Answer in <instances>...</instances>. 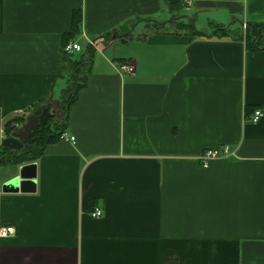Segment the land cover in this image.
I'll return each mask as SVG.
<instances>
[{"label":"crops","instance_id":"crops-1","mask_svg":"<svg viewBox=\"0 0 264 264\" xmlns=\"http://www.w3.org/2000/svg\"><path fill=\"white\" fill-rule=\"evenodd\" d=\"M167 4L0 0V147L45 104L75 137L31 161L34 192L2 191L31 162L0 164V226L15 228L0 264H264V46L245 43L251 25L264 29V0H193L207 13L201 30L191 17L199 35L163 29ZM74 11L71 41L97 56L64 116ZM136 19L164 23L118 33ZM122 63L135 73L120 75ZM224 145L235 154L204 168L201 154Z\"/></svg>","mask_w":264,"mask_h":264},{"label":"trees","instance_id":"trees-1","mask_svg":"<svg viewBox=\"0 0 264 264\" xmlns=\"http://www.w3.org/2000/svg\"><path fill=\"white\" fill-rule=\"evenodd\" d=\"M167 2H168L167 9L169 10L172 17L183 14V12L181 13V11L188 10L184 7H181V0H167ZM163 23H161V24H163ZM172 23L177 24V23H179V21L170 22V24H172ZM189 23L192 26L191 31L194 32V34L199 35V33L193 27L192 19L189 20ZM80 24H81V13H80V11H74L72 13V16H71V28H70L69 32H67L65 34V36H64L65 42L63 43V46H62L64 59L70 65L72 64V66L74 68V70H72L73 73H71V81L68 83L67 87L64 90L65 91L64 93H66L65 94L66 97H64V99L62 100V103H61L64 116L66 114V109L76 99L78 91L83 86H85V83H84L85 80H83V82H80L78 80V78H79V76H77L78 68L90 64V61L92 59V50L91 49H88V51H87L88 57H85L83 55L82 58L80 60H78L77 62L71 61V54H67L64 51L65 45L68 42H70L73 39V37H75L77 35V33H79V25ZM151 25L157 26L156 23H153ZM262 31H263V27H261V26L256 27V26H252V25L250 28L245 30V43H246L247 48L259 49L261 47V45L264 46V42L263 43L261 42L262 38L264 37L261 34ZM129 34L130 33L127 32L125 34V37L129 36ZM110 35H111L110 31L106 33V36H110ZM116 37H117V35L115 36V38ZM85 58H86V60H85ZM79 71H81V70L79 69ZM53 117H54V113H53ZM63 119H62L63 122L54 121L53 124H51V125L46 124L44 127L39 128L37 133L35 135H33L30 139H28L26 144L24 143L25 146L23 145V148L19 151H11L8 148L0 147V164L1 163H8V164H14L15 165V164H20V163H24V162H31V161L38 159L42 155L44 148L47 144L60 140L59 139L60 133L64 131V127L66 125L65 117ZM11 124H9L8 128H11V126H10ZM52 125H54V126H52ZM59 130H61V131H59Z\"/></svg>","mask_w":264,"mask_h":264},{"label":"water","instance_id":"water-1","mask_svg":"<svg viewBox=\"0 0 264 264\" xmlns=\"http://www.w3.org/2000/svg\"><path fill=\"white\" fill-rule=\"evenodd\" d=\"M181 18H188L186 15L181 14L169 19V22L177 21ZM191 19V17H190ZM138 20L135 24L141 22ZM150 22L147 21V26ZM159 24V23H157ZM122 35V34H121ZM124 35V34H123ZM114 35L112 34L111 40ZM53 112L48 105H42L40 108L34 110L25 119L23 125L14 131L7 138L1 142V146L8 148L11 151H19L23 148L24 143L37 133L39 128L44 127L46 124H53ZM35 178H36V164L34 162L22 164L17 168V174L11 179L7 180L3 186L4 193H31L35 191Z\"/></svg>","mask_w":264,"mask_h":264},{"label":"built area","instance_id":"built-area-1","mask_svg":"<svg viewBox=\"0 0 264 264\" xmlns=\"http://www.w3.org/2000/svg\"><path fill=\"white\" fill-rule=\"evenodd\" d=\"M181 3L183 4L184 8L189 9V7L193 5V0H181ZM81 49V46L77 42L73 41L68 42L64 47V51L68 54L81 51ZM119 73L122 76L132 75L135 73V67L130 63H122L119 65ZM262 117L263 112L260 109H257L252 113L251 116H249L248 120L252 123H257ZM59 139L68 141L72 144L75 143V137L69 135L65 131L60 133ZM234 154V151H231L228 146L224 145L206 149L199 157V160L201 162V165L206 168L209 166L211 161L216 159L227 158L229 156H233ZM90 215L93 218H99L101 216V211L96 209L91 212ZM14 233L15 228L13 226H0V238H5L9 235H13Z\"/></svg>","mask_w":264,"mask_h":264},{"label":"rangeland","instance_id":"rangeland-1","mask_svg":"<svg viewBox=\"0 0 264 264\" xmlns=\"http://www.w3.org/2000/svg\"><path fill=\"white\" fill-rule=\"evenodd\" d=\"M181 7H183V4L181 3ZM183 12V14L184 15H186L188 18H181V19H179V20H177V21H179V23H177V24H175V23H172V24H170V22H169V19H171V18H173L172 17V15L168 12V10L165 8V10H164V16H162V14L159 12V16L158 17H160V19H162L164 22H166L167 24L166 25H168V26H165L163 29H166V28H169L170 26H171V30H175V29H177V30H182V31H184V32H186L187 34H189V35H193L194 34V32H192L191 31V29H192V26H191V24L189 23V20H190V17H192V15H194L193 17H195L196 15H199V18L197 19H195V23H194V26L197 28V29H204L205 27H204V25H205V23H207V20L205 19V20H203V22H201L200 21V18H202V19H204L203 17H205V15L207 14V13H205V12H199L198 10H197V8H195V7H190L189 8V10H184V11H181V13ZM196 13V14H195ZM182 20V21H181ZM137 21V19L136 20H134V21H132V22H130V24L128 25V26H126L127 28H128V32L130 33L129 34V37L130 38H132V39H135V38H138L140 35H145V34H147L148 32H149V30H151V31H153L154 29H155V26L154 25H151V24H153L152 22H151V24L149 23V27L147 26V22H139V23H137V24H135V22ZM152 21H155L154 23H161V22H158L157 20H155V19H153ZM172 22H174V21H172ZM179 25V26H178ZM151 26V27H150ZM208 27V26H207ZM112 31V30H111ZM263 31H264V29H263ZM121 33H125V32H122L121 31ZM263 32H261V34H262ZM263 35V34H262ZM111 36L112 35H110V36H106V38L105 39H111ZM125 36V35H124ZM128 37V36H127ZM128 37V38H129ZM120 40V39H119ZM79 42L83 45V40L81 39V40H79ZM87 46V45H86ZM100 46H104L103 44H102V42H101V44H100ZM83 49H85V47H83ZM83 49H81V51H78V52H82L81 54L82 55H84L85 57H88V54H87V52H86V50H83ZM110 51L112 52V50L110 49ZM109 51V52H110ZM97 52L94 50V51H92V56H94V57H96L97 56V54H96ZM111 54V53H110ZM75 55V54H74ZM80 60V59H79ZM85 60H86V58H85ZM83 67H85V66H82V70L81 71H77L78 73H77V76H79V78H78V80L80 81L82 78H80L86 71H87V69L85 70ZM67 69H69V71H67V74H68V76H69V79H68V81L70 80V76H71V73H73L72 72V70H74V68H72L71 69V65L70 64H68L67 65ZM65 86V85H64ZM62 87V86H61ZM60 87V88H61ZM60 92V89L58 90V92H57V95L59 96V93ZM63 95H64V93H63ZM12 165H10L9 167H11Z\"/></svg>","mask_w":264,"mask_h":264},{"label":"flooded vegetation","instance_id":"flooded-vegetation-1","mask_svg":"<svg viewBox=\"0 0 264 264\" xmlns=\"http://www.w3.org/2000/svg\"><path fill=\"white\" fill-rule=\"evenodd\" d=\"M152 23H154V22H152ZM150 24H151V22H150ZM127 32H128V31H127ZM127 32H126V33H127ZM113 33H114V34H113ZM118 33H119L120 35H121V34H122V35H123V34H126V33H121V31H118ZM112 34L114 35V38H113V39H115V36L117 35V32H116V31H115V32L113 31ZM115 34H116V35H115ZM117 37H118V36H117ZM117 37H116V38H117ZM26 142H27V141H26ZM26 142H25V144H26ZM25 144H24V146H25ZM9 155H10V154H9ZM11 155H12V154H11ZM13 155H14V154H13Z\"/></svg>","mask_w":264,"mask_h":264},{"label":"bare ground","instance_id":"bare-ground-1","mask_svg":"<svg viewBox=\"0 0 264 264\" xmlns=\"http://www.w3.org/2000/svg\"><path fill=\"white\" fill-rule=\"evenodd\" d=\"M111 32H113V30Z\"/></svg>","mask_w":264,"mask_h":264}]
</instances>
